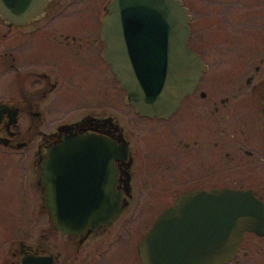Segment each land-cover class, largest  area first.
I'll list each match as a JSON object with an SVG mask.
<instances>
[{"label":"flooded vegetation","instance_id":"flooded-vegetation-1","mask_svg":"<svg viewBox=\"0 0 264 264\" xmlns=\"http://www.w3.org/2000/svg\"><path fill=\"white\" fill-rule=\"evenodd\" d=\"M111 1L50 0L45 14L25 25L0 18V158L15 156L19 166L0 173V191L7 182L14 187L12 217L0 221V264H145L141 245L179 204L161 236L173 235L181 262L185 256L216 264L205 261L215 240L209 199L224 188L249 192L263 211L257 231H243L234 257L218 264H264V56L238 80L230 66L239 59L206 57L221 43L198 36L243 33L249 13L264 15V0H177L188 17L186 46L203 69L166 117L139 114L105 59L103 19ZM232 81L237 87L227 96ZM102 140L113 153L104 180ZM73 141L82 144L70 150L81 151L85 168L74 177L81 194L74 196L97 201L105 186L120 211L96 227L63 232L51 210L65 207L55 200L60 180L51 170L47 204L44 174L50 155ZM248 158L256 185L230 187L229 173H244Z\"/></svg>","mask_w":264,"mask_h":264},{"label":"water","instance_id":"water-1","mask_svg":"<svg viewBox=\"0 0 264 264\" xmlns=\"http://www.w3.org/2000/svg\"><path fill=\"white\" fill-rule=\"evenodd\" d=\"M49 1L0 0V18L9 24H28L45 14ZM187 21L185 9L177 0H112L108 5L103 19L104 56L127 93L129 104L143 116H169L198 83L203 66L200 57L186 46ZM262 113L264 118V104ZM102 143L104 180L113 153L107 141L102 140ZM72 146L79 148L82 144L73 141L51 154L44 174L47 204L52 201V190L48 189L51 170L55 171V179L60 180L54 189L55 200L65 207L56 205L51 210L63 232L96 227L120 211L105 186L98 192L97 201L74 196L81 194L72 188L79 183L73 180L82 178L85 168L81 164V151L70 150ZM59 195L64 197L59 199ZM210 195L209 201L214 202V255L205 261L225 263L234 257L242 232L257 231L258 213L263 207L247 191L224 188L215 189ZM179 207L180 204L159 217L151 235L141 245L140 255L145 264L202 263L201 257L196 261L194 257L185 256L181 262V257L176 255L173 235L171 238L161 236L162 227L169 225L167 220L177 217ZM207 208L204 205V209Z\"/></svg>","mask_w":264,"mask_h":264},{"label":"rangeland","instance_id":"rangeland-1","mask_svg":"<svg viewBox=\"0 0 264 264\" xmlns=\"http://www.w3.org/2000/svg\"><path fill=\"white\" fill-rule=\"evenodd\" d=\"M260 14L261 11L258 12L257 10L255 12H252V14H248L250 17L248 16L249 18L247 19V22L245 24V29H243L242 31L243 33L238 34L227 31L198 35L204 42L221 43L218 45H214L213 47H211V49L207 50L208 52L207 54H205L206 57L210 59L221 60H223V58L234 57L239 59L236 62L238 63L237 65L230 66V69L232 67L236 69L233 71V73L238 76V80H244L247 77L248 73H245L246 69L243 68L249 67L248 63L255 65L258 63V59L261 56H264V15ZM259 28L262 31H259ZM241 59H243L242 62ZM220 63H222V61H220ZM242 63L244 64V67L241 66ZM237 83L234 81L227 83L228 85L225 86L227 96L233 93L234 90H236ZM253 102L254 103L252 105L255 104V100ZM247 148L252 149L249 146ZM247 165L248 166L245 168L244 173H229V179L227 180V184L230 187H235V182H237V185L242 184L245 187L256 185L257 173L255 172L254 159L248 158ZM18 168V159L15 156H8L5 159L0 158V173L2 171H5L6 173H10L12 175V173L17 172ZM216 177H218V175ZM217 179L218 178H216V180ZM9 185L10 183L7 182L5 185L2 186L0 191V201L4 203L0 205V221H9L12 217H10V206L8 203H11L13 193V191H10V188L14 187Z\"/></svg>","mask_w":264,"mask_h":264}]
</instances>
